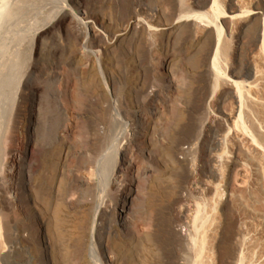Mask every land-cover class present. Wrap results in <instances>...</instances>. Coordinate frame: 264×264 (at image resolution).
<instances>
[{
	"label": "bare ground",
	"instance_id": "1",
	"mask_svg": "<svg viewBox=\"0 0 264 264\" xmlns=\"http://www.w3.org/2000/svg\"><path fill=\"white\" fill-rule=\"evenodd\" d=\"M93 1L102 11L100 20L82 11V0H64L51 25L34 35L33 69L44 32L55 34L69 47L54 49L51 78L62 83L66 74L73 77L67 73L70 68L83 71L88 85L77 88L79 97L63 84L43 91L46 107L60 105L66 120L49 125L41 140L33 116L31 138L27 141L20 128L12 141L16 148L1 157L0 264H9L26 243L34 254L32 264L43 258L52 264H126L127 241L119 242L116 257L103 243L107 215L114 229L133 238L136 249H153L156 261L150 264H166L164 237L180 248L178 257L175 249L169 256L174 264H264V0H158L157 9L148 11L137 0ZM185 61L192 66L179 63ZM161 75L164 85L158 88ZM178 75L191 79L190 84L194 80L189 92ZM120 87L128 95L125 104L119 100L122 129L112 145L121 143L118 153L128 161L105 169L104 144L94 134L96 120L86 114L93 98L110 104ZM164 91L184 106L170 120L174 128L162 126L151 135L154 120L167 116L157 105ZM224 97L230 99V110L226 106L229 111L218 116L217 102ZM199 114L221 126L222 134L213 138L214 148L221 151L208 161L202 154L206 124L199 132ZM149 142L166 150L173 169L171 184L150 189L164 196L165 234L161 223L149 220L138 204L136 183L149 177V169L121 180L132 176V157H151ZM30 145L34 151L28 171ZM241 163L250 168L258 212L256 233L243 239L232 230L238 219L233 200L240 192L232 179ZM207 165H213L211 177L219 184L205 181ZM201 195H212L209 214ZM223 225L226 231H221Z\"/></svg>",
	"mask_w": 264,
	"mask_h": 264
},
{
	"label": "rangeland",
	"instance_id": "2",
	"mask_svg": "<svg viewBox=\"0 0 264 264\" xmlns=\"http://www.w3.org/2000/svg\"><path fill=\"white\" fill-rule=\"evenodd\" d=\"M3 1L0 0V14H2L0 15V158L3 155H6L8 152H12L13 149L16 148L15 141H12L17 135L20 128L24 129L25 139L27 141L31 138V126L33 125L34 120L33 116L36 117V120L38 121L41 140L43 139V136L45 135V130L49 125H53L55 123H58L59 121L66 120V113L62 110V107H60V105L50 106L49 108L46 107V101L41 97V93L43 91L47 89L59 90V86L63 84L65 88H69L70 92L73 90L76 96L78 95L79 97L81 94L80 90L77 88L82 85V87L88 85L87 76L83 73V71H74L70 68H68L69 71L67 73H72L73 77L66 74V76L63 78L64 80H62V83H60V79L53 80L51 78V67L54 63L53 51L55 48H60L63 44H65V42H63L55 34L47 35L46 32H44L45 35L40 43L39 56L36 59L34 69V65L30 59L34 35L37 31L41 30L42 28L51 25V23L63 7L64 0ZM82 4L83 6L85 5L84 7L82 6V11L88 10V12H90L92 15L94 14L93 16L96 17V19H101L100 14L102 13V11L97 7L93 0H82ZM137 5H142L145 10L148 11L157 9L159 3L158 0H137ZM65 45L69 47L68 44ZM240 59H244L243 52L240 55ZM179 63H186L183 65L192 66V62L189 61ZM73 67L75 68L76 65ZM178 67L179 66H176L174 69H176L177 71ZM101 72L102 69L100 66H98L95 73H97V75L99 76L101 75ZM161 76L156 80V85L158 86V88L164 85L162 83L163 76ZM177 77L182 81L181 85L183 87V90L185 89V91L188 90L189 92L191 90L190 86L193 85L194 80H192V83L190 84L191 79L190 82H188L189 79H186L185 77L183 78L181 75H178ZM75 83L77 84V86H75ZM118 91L119 92H117V95H115V97H111L113 102H111L110 104H101L102 102L99 101L98 98H93L91 100V108L93 109L90 108L87 112L88 114H86L88 115V117L94 118V121L96 120L97 126H99L98 128L96 126L97 130H94V134L96 133L95 135L97 137L101 136V141H103L102 145L104 144V147H102V164L104 166L103 168L105 169H114L115 165L123 163L125 162V160L126 162L128 161L127 158L125 159L122 154L118 153L119 149H121V143L115 145V147L112 145L114 144V140L120 134V131L122 129V125L119 122V109L122 106L120 103L122 102L123 104H125V98L126 95H128V93H125L126 91L122 87H120ZM120 94L123 96V98H121L122 96ZM118 96H121V99H118ZM167 96L168 95L166 91H164L162 96V99L164 101L160 100L158 102L159 104L157 103L159 108L162 109L164 107L163 109H165V116L167 115L166 119L162 120L160 118H156L154 120L152 129L149 132L151 135L156 134L162 126H166L167 129L174 128L175 124H172L170 120L174 115L176 116L178 114V109H181L184 106V104L181 103L180 100H170V97L167 98ZM97 100L99 103L97 102ZM229 100L230 99H228L227 97H224L223 100L217 102L216 114L218 116L223 115L225 111L228 112L230 110V104L228 103L230 102ZM35 101L40 102L39 105L37 104L36 107ZM111 105L113 109L109 108ZM95 106H99V109L97 108V110H94V108H96ZM106 106L109 109L107 108V112L105 111L102 113L101 109L106 108ZM73 108L75 109V106H73ZM95 112H99L101 115L98 116V114L96 115ZM198 119L200 124L199 132L201 131L202 127H204L206 124L204 141L206 149L202 154L206 155L205 159L206 161H208L211 155H214L217 152L219 153L221 151L220 148H214L213 139L216 138L215 136L222 134L221 126L219 122L213 123L211 119L207 118V116L203 114H199ZM98 121H102L103 123L99 124ZM212 124H214V127L212 126ZM100 126L103 127V129ZM147 147L149 148L148 152L151 157H144L142 155L136 156L135 158L132 157L131 159H135L136 162L132 169V176H124L123 178H121V180H129L131 179V177H136L139 174L141 175L145 169H149V177H140L139 180L141 181L138 180V182L136 183V188L139 190L138 204H140L143 211L145 212L146 217L148 216L147 218L149 220H158L161 223L160 225L163 226L162 230L165 234L166 226L164 225L168 217L164 204L165 199L164 196L153 195V192L151 193L150 189H158L162 185L167 186L171 184L173 182V180L171 179V173L173 171L171 170L173 169L172 166L167 162V153L164 148L159 149L158 147L153 146L151 142H149V145H147ZM33 151L34 150L30 145L25 158V168L28 171L30 170L33 163ZM1 162L3 164H0V171H2V169H4L5 167L3 159ZM212 169L213 165L206 166V170L209 175L205 177V181L219 184L220 181H216L211 177V171H213ZM234 173L235 174L233 175L232 181L234 182L233 186L236 189V192H241L242 189L245 191H242L241 193L237 192V195L234 197L233 209L234 214L237 216L238 219L234 223L232 230H234L233 232L236 234L237 238H242L243 235L248 237L247 234L251 236L252 233H256L258 224V219L256 220V216L258 213L257 204L254 199L255 190L251 189L250 187L251 172L247 164L241 163L235 169ZM11 180L12 179H9V182L11 183L15 181V179L12 181ZM199 198V201L202 203L203 206L207 205L206 211H208L207 213L209 214L210 205L208 203L211 204L212 195H201ZM103 219L105 221L103 230V243L104 245L111 247L112 251L115 250V253L113 252V256H118L117 245L121 240H124L125 242L127 241L126 244L129 247H127L128 259L126 264H144L142 262L144 261V259L148 260L145 264H150L151 262L156 261L154 254L155 252L153 251V249L148 248L146 246L141 248L137 247L136 249V244L134 245L133 238L131 236L127 235L126 233H120L119 231L113 228L114 222L113 218L110 215L105 216ZM260 220L263 222L264 228V219ZM262 222H260V224ZM225 227L227 226L223 225L221 227V231H226L224 229ZM255 246H257V244H255L254 247ZM163 247L166 252L168 251L166 254V264H168L169 262H171V264H174L172 258L170 259L169 256H173V253L171 251L175 249V255H177L178 257V255H180L179 246L173 245L168 239H166V237H164ZM257 247H259V245ZM24 248L25 249L21 251L19 250L18 254L16 253L12 256V260L10 259V263L12 262L11 264L34 263V254L31 251L30 243H26ZM191 259L193 261L195 259V256H191ZM92 263L94 264L93 261ZM40 264H52V262L48 258H43L40 259ZM192 264H195V260L194 262H192Z\"/></svg>",
	"mask_w": 264,
	"mask_h": 264
}]
</instances>
